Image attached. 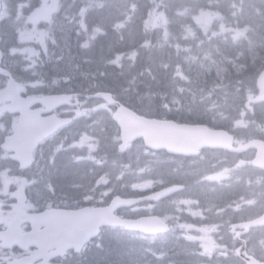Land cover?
<instances>
[{
    "label": "rangeland",
    "instance_id": "374dc122",
    "mask_svg": "<svg viewBox=\"0 0 264 264\" xmlns=\"http://www.w3.org/2000/svg\"><path fill=\"white\" fill-rule=\"evenodd\" d=\"M217 1L221 5L220 10L223 11V9L228 8V3L233 1V0H217ZM250 2H252V0H239L237 2V4H235V6L237 8L235 15H240V17H245L244 27H245V30L250 31V33L246 34L245 31H243V30L239 31L237 29L230 30L231 39L227 40L225 42L226 45H224V49H225V46H227V50L230 51V53H232L234 55L235 62L246 61L247 57L249 56L250 51H252L256 47V44L259 43V41H260V43H263L261 41V36H263V34H264L263 33L264 32V15L259 16L256 14H252L251 11L249 10ZM257 4H259V3H257ZM227 10L228 9H226V11ZM204 11L205 12H201L197 18L200 20V18L202 16V19H205V20L210 19V23L214 24L216 21V18L213 17L211 19V17H209L211 15L210 13H208L209 11L208 10H204ZM219 20H220V17H218V21ZM248 20H250V21H248ZM130 22H131V18H129V20H128L127 29H129V27L131 25ZM203 22H205V21H201L200 23H203ZM162 23H163L162 19H160L159 21H156V24H162ZM153 24H155V23L150 21V25L152 26ZM145 26H146V28H150L148 23L145 24ZM122 27H123V25H122ZM220 28L223 29L222 25L220 26ZM117 32L120 33L119 29H117ZM205 32H208V31H205ZM215 34H218V32L215 31ZM23 36L24 37L26 36V41H33V40L39 41V38H37L34 34H32L30 32L24 33ZM208 45H210V43ZM243 47H246V51H244ZM234 50H238L239 52L238 53L234 52ZM121 55H122V51L120 52L118 57H121ZM201 65L203 67L206 66L209 70L214 69V66H215V67H217L216 69H217L218 73H221L222 71H224V66H220L221 61L220 60H214L212 55L208 56L206 58L205 63L202 62ZM155 66H158V65H155ZM201 69H203V68H201ZM149 75H150V78H152L151 72H148L146 77H148ZM96 104L101 105V103H96ZM241 116H242L241 117L242 121L241 120H238V121L243 122L244 117H245V112L243 110H241ZM108 136H110L109 133H108ZM97 139L98 138H94V142L98 143ZM90 144H94L93 138H90L85 142V147H89ZM137 146L138 145L133 146L128 153V156L130 158H132V159L136 158V161H134V162H135L136 167H139L137 172L142 174V175L155 174L156 171L161 169V165L160 164H153V163H146L140 167V165H141L140 164V162H141V149L138 148ZM90 152L94 153V150L90 151ZM137 159H139L140 161H137ZM217 162L218 161L215 159L212 160L213 165H215ZM105 175H107V173H105ZM233 186H234V184H231L229 182L228 185L225 186V188L231 192L233 189ZM251 190L252 189L250 188L248 191H245L244 198H243L244 207L248 208L249 210L257 211L258 207H256L254 209V206H253V203L255 202V200L253 198ZM203 196L205 197V193L203 194ZM218 196H219V194L217 192L214 193V198H217ZM115 249L119 250V245L115 246Z\"/></svg>",
    "mask_w": 264,
    "mask_h": 264
},
{
    "label": "trees",
    "instance_id": "16d2710c",
    "mask_svg": "<svg viewBox=\"0 0 264 264\" xmlns=\"http://www.w3.org/2000/svg\"><path fill=\"white\" fill-rule=\"evenodd\" d=\"M167 4H168V6L169 5H171V4H173V2H172V0H168L167 1ZM199 5H202V4H199ZM174 7V6H173ZM226 9H228L227 11H226ZM232 10V8L231 7H229L228 6V8H225V9H223V11H225V14L226 15H229L230 13H228V12H230ZM259 10V6L258 5H256V6H254V8H253V11H258ZM263 15H264V13H263ZM185 19H187L188 20V17H185V16H182V17H180V16H178V15H175L173 18H172V20H171V24H170V27H172V26H177V23L178 22H181V24H183V21L185 20ZM225 22H227L229 25L230 24H233V21L232 20H230V19H227V20H225ZM178 30L177 31H174V33L171 35V36H169L170 37V40L168 41V42H173V41H183V39H184V28L183 27H180L179 25H178ZM137 31V33L138 34H142L143 35V33L142 32H140V31H138V30H136ZM264 33V32H263ZM145 34V33H144ZM200 34L202 35L203 33L200 31ZM261 41L262 42H264V34H263V36H261ZM260 42V41H259ZM151 48H152V45H150L148 48H146L145 50H146V52H149L150 50H151ZM264 59V53H263V55H260L259 57H258V60H259V62H261L262 60ZM162 75H163V71L161 70V72H160V77H162Z\"/></svg>",
    "mask_w": 264,
    "mask_h": 264
},
{
    "label": "water",
    "instance_id": "95a60500",
    "mask_svg": "<svg viewBox=\"0 0 264 264\" xmlns=\"http://www.w3.org/2000/svg\"><path fill=\"white\" fill-rule=\"evenodd\" d=\"M260 87L264 90V76L260 79ZM222 133H219V137L222 138Z\"/></svg>",
    "mask_w": 264,
    "mask_h": 264
},
{
    "label": "bare ground",
    "instance_id": "6f19581e",
    "mask_svg": "<svg viewBox=\"0 0 264 264\" xmlns=\"http://www.w3.org/2000/svg\"><path fill=\"white\" fill-rule=\"evenodd\" d=\"M260 43V42H259ZM261 44H263V46H264V42L263 43H261Z\"/></svg>",
    "mask_w": 264,
    "mask_h": 264
}]
</instances>
